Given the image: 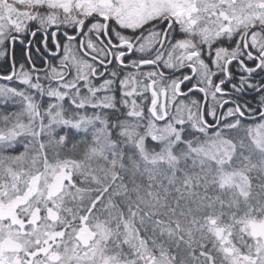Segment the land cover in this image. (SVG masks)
Listing matches in <instances>:
<instances>
[{
    "label": "snow or ice",
    "instance_id": "6c2138e0",
    "mask_svg": "<svg viewBox=\"0 0 264 264\" xmlns=\"http://www.w3.org/2000/svg\"><path fill=\"white\" fill-rule=\"evenodd\" d=\"M0 264H264V0H0Z\"/></svg>",
    "mask_w": 264,
    "mask_h": 264
},
{
    "label": "trees",
    "instance_id": "16d2710c",
    "mask_svg": "<svg viewBox=\"0 0 264 264\" xmlns=\"http://www.w3.org/2000/svg\"><path fill=\"white\" fill-rule=\"evenodd\" d=\"M35 42L40 43L43 40V36L42 35H38L37 37L34 38ZM42 46V44H41Z\"/></svg>",
    "mask_w": 264,
    "mask_h": 264
},
{
    "label": "flooded vegetation",
    "instance_id": "af4514ba",
    "mask_svg": "<svg viewBox=\"0 0 264 264\" xmlns=\"http://www.w3.org/2000/svg\"><path fill=\"white\" fill-rule=\"evenodd\" d=\"M30 39H32V38L30 37Z\"/></svg>",
    "mask_w": 264,
    "mask_h": 264
}]
</instances>
